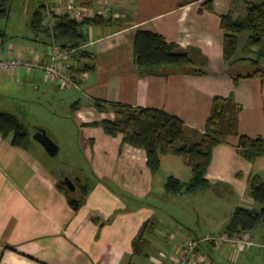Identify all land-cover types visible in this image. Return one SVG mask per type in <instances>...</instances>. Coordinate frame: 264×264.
Returning a JSON list of instances; mask_svg holds the SVG:
<instances>
[{
  "label": "crops",
  "instance_id": "0c3cea01",
  "mask_svg": "<svg viewBox=\"0 0 264 264\" xmlns=\"http://www.w3.org/2000/svg\"><path fill=\"white\" fill-rule=\"evenodd\" d=\"M45 1L54 4L56 0ZM203 2L182 6L179 0L88 3L92 11L89 17L101 15L109 20L84 27L89 39L82 48L91 53L90 61L95 68L74 75L68 84L86 98L82 103L81 96L80 102L73 104L75 112L68 118L74 126L72 134L76 132L78 136V151L86 155L91 165L92 182L56 172L49 159L52 155L39 141L18 146L0 132V264H137L139 254L134 253L133 242L146 221L155 223L148 234L149 248L159 244L155 247L159 250L174 243L178 251L187 238L193 237L188 228L192 218L179 211L167 216L163 207L167 200L177 202L180 195H211L213 200L217 195L236 196L233 203L230 199L224 217L212 220L219 229L200 237L224 232L238 206L252 209L243 203L246 198L256 203L250 193V180L254 175L264 179V156L254 160L245 157L238 149L239 136H230L213 149L206 174L209 187L170 194L166 188L170 176L189 181L193 175L192 167L182 156L172 152L162 154L161 167L153 172L144 148L125 142L123 133L113 136L100 125H89L115 117L113 111L96 108L95 101L101 99L165 109L204 132L214 97L234 94L242 105L241 133L264 136V78L242 77L235 83L236 69L229 68L224 57L222 15L229 11H234L236 17L244 14L243 3L214 0L215 10L210 11L203 8ZM144 29L159 32L168 41L188 49L198 61L195 68L204 72L142 73L136 62L135 36ZM7 45L0 44V50ZM15 45L16 53L24 57H32L34 51L47 59L51 49V44L38 42ZM189 68L193 67H185ZM30 76H43V82L48 81L43 70L30 72L24 68L4 72L0 81L19 82ZM3 104L0 101V111H6ZM70 181L75 185L77 195L72 196L76 198L82 196L85 184L89 186L78 210L59 186L71 190ZM200 208L196 204L195 212ZM174 219L178 221L176 226ZM250 234L264 239V224ZM249 251L245 247L234 250L224 247L214 253L213 264L264 261L263 253L247 256ZM161 264L170 262L162 260Z\"/></svg>",
  "mask_w": 264,
  "mask_h": 264
},
{
  "label": "trees",
  "instance_id": "16d2710c",
  "mask_svg": "<svg viewBox=\"0 0 264 264\" xmlns=\"http://www.w3.org/2000/svg\"><path fill=\"white\" fill-rule=\"evenodd\" d=\"M13 1L0 0V19L10 16ZM84 1L93 3L96 0ZM194 1L198 0H179V4L182 6ZM243 1L247 6L244 14L236 17L234 11H229L222 15V27L225 30L224 57L227 66L236 69L235 83L242 77L264 78V0ZM202 6L210 11L215 10L214 0H204ZM108 20L101 15L77 19L68 14H57L50 9L47 1L42 0L33 10L29 23L33 34L29 39L44 45L56 42L63 48L77 49L73 54V57H76L75 63L70 68L73 77L95 68L90 61L91 53L82 48L89 39L84 27L102 24ZM245 32L249 35L243 51L254 54V57L239 55L240 34ZM9 38L7 30L0 27L1 46L9 43ZM135 56L142 73L169 75L183 71L204 72L200 68H195L198 61L191 56L188 49L168 41L164 35L153 30L137 31ZM247 59L251 60L254 69H237L240 63ZM187 66L193 68L187 70L185 69ZM95 106L99 111H113L115 117L94 121L89 125H100L113 136L123 133L125 142L144 148L153 172L161 167V155L171 152L182 156L192 167L193 175L189 181H182L175 176L168 178L166 188L170 194L194 192L209 187L210 182L206 174L212 161L213 149L218 144L227 142L230 136L240 137L238 149L250 160L264 156V136L251 137L240 131L239 115L242 105L234 94L214 97L204 132L190 127L181 118L157 107L134 106L119 101L105 102L101 99L95 101ZM0 132L5 137H11L14 145L28 146L31 141L28 126L10 112L0 111ZM59 186L69 197L74 209L78 210L89 190L88 184L83 186L84 192L82 191V196L77 198L72 196L69 188L61 184ZM250 193L257 203L263 205L262 208L249 209L238 206L224 232L230 235L244 231L253 232L264 223V179L259 175L251 178ZM154 226L155 223L151 220L144 223L133 242L135 254L146 253L150 245L148 234L152 232Z\"/></svg>",
  "mask_w": 264,
  "mask_h": 264
},
{
  "label": "rangeland",
  "instance_id": "374dc122",
  "mask_svg": "<svg viewBox=\"0 0 264 264\" xmlns=\"http://www.w3.org/2000/svg\"><path fill=\"white\" fill-rule=\"evenodd\" d=\"M253 1L258 2L261 0ZM39 2L40 0L13 1L10 16L8 18L0 19V27L5 28L10 37L7 48L1 49V51L4 50V52H6L8 49L14 47L16 50L15 44L18 45L22 42L25 44L34 43V40L29 39L33 34L29 23L33 10ZM238 3L244 4L241 6L243 9L245 8L246 12L247 6L244 1L235 0L234 4L237 5ZM248 35V32L240 34L241 51L239 52V55L254 57V54L252 55L251 53L243 51V48L247 43ZM251 63L250 59L244 60L240 63L237 69L252 70L254 67ZM81 96L77 94L74 86H59V82L50 79H48L47 82H43V76L25 77L19 82L14 81L7 83L0 81V101L1 103H4L2 107L6 111L14 112L15 115L17 114V116L28 126L30 142L36 141L35 134L39 129H44L59 145V152L54 156H49L56 172L59 174L67 172L73 176L81 177L84 181H91L93 175H91V165L89 164L86 155L81 151H78V136L76 132L72 134L71 129L74 130V126H72L73 123L68 118V115L74 114L75 108L73 104L76 101V103H79L80 97L83 98L82 103L84 101L86 102L85 96ZM30 149L31 151L33 150L32 147ZM81 190L84 192L83 188H81ZM70 191L73 195H77L75 189L72 188ZM234 198H236L235 195H217L215 196V200L212 199L211 195H200L198 197L196 195H180L179 198H177V202H175L176 200H167L163 203V207L167 211V216L175 214L174 211L177 213L179 211L182 215L186 214L187 216H190V218H192V223L188 225V228L191 230L192 236H202L208 232H212V230H215L216 228L217 230L219 229L212 223V220L223 218L224 214L227 213L230 199L233 203ZM247 199L248 198H246L243 203L246 206L249 205L256 209L262 208V204L257 202L250 203ZM196 204L201 206L197 212H195ZM206 204L209 206H206ZM173 221L175 222V226L178 225V221L175 219ZM217 232H221V230ZM156 246H159V244L153 245V247L150 248L148 247L146 253L139 254L138 258H136V263L161 264L162 260L169 263L171 252L175 250L174 243L171 246L165 244L162 249L159 250L155 248ZM250 250L251 251L248 249L250 254L247 256H257L260 253H263L264 255L263 248L253 247V249L251 248ZM169 251L171 252L169 253ZM165 253L167 254L165 255ZM215 256L217 259H220L219 254H215ZM261 264H264V261H262Z\"/></svg>",
  "mask_w": 264,
  "mask_h": 264
},
{
  "label": "built area",
  "instance_id": "2783aa9c",
  "mask_svg": "<svg viewBox=\"0 0 264 264\" xmlns=\"http://www.w3.org/2000/svg\"><path fill=\"white\" fill-rule=\"evenodd\" d=\"M49 5L53 12L68 14L77 19L89 17L92 13L88 3H79L76 0H56ZM76 51L77 49L63 48L56 42L51 44L47 59H42L34 51L32 57H24L16 53L15 47L6 52L0 50V77L4 72H16L21 68L30 72L40 69L48 79L59 82L61 86L68 85L72 82L70 68L75 63L73 54ZM224 247L232 250L239 247L264 249V240L256 239L250 232L245 231L235 235L222 232L210 233L204 237L193 236L184 241L180 250L169 251L170 264H213L214 253Z\"/></svg>",
  "mask_w": 264,
  "mask_h": 264
},
{
  "label": "water",
  "instance_id": "95a60500",
  "mask_svg": "<svg viewBox=\"0 0 264 264\" xmlns=\"http://www.w3.org/2000/svg\"><path fill=\"white\" fill-rule=\"evenodd\" d=\"M35 139L45 147L50 155L54 156L59 152V145L48 135L46 130L39 129L35 134ZM69 185L75 189V185L71 181L69 182Z\"/></svg>",
  "mask_w": 264,
  "mask_h": 264
}]
</instances>
